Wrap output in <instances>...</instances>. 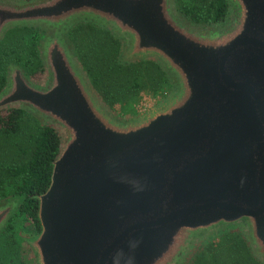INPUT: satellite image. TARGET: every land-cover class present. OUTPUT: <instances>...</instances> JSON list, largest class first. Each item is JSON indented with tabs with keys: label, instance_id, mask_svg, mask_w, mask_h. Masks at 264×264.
Here are the masks:
<instances>
[{
	"label": "water",
	"instance_id": "95a60500",
	"mask_svg": "<svg viewBox=\"0 0 264 264\" xmlns=\"http://www.w3.org/2000/svg\"><path fill=\"white\" fill-rule=\"evenodd\" d=\"M225 2V18L202 27L175 0H0V41L39 32L44 74L9 65L0 112L60 137L26 241L35 264H189L234 226L264 264V0ZM81 22L119 41L122 64L159 65L172 86L159 108L132 119L107 109L68 41ZM24 202H0V234Z\"/></svg>",
	"mask_w": 264,
	"mask_h": 264
},
{
	"label": "trees",
	"instance_id": "16d2710c",
	"mask_svg": "<svg viewBox=\"0 0 264 264\" xmlns=\"http://www.w3.org/2000/svg\"><path fill=\"white\" fill-rule=\"evenodd\" d=\"M178 6L181 12L194 24H216L221 22L228 13V5L225 0H178ZM89 29L92 30L93 28L90 27ZM37 39V32L29 28H15V30L9 32L0 50V90L6 81L4 75L6 60L19 65L24 70L26 69L29 76L34 80L41 79L43 68L37 59ZM109 42L114 53L108 66L100 63L89 65V62L84 61V58L81 60V64L88 74L92 72V68H96L99 76L93 78V84L104 102L111 103L109 89L105 83L107 80L110 84L117 86L118 89L129 90L128 85L130 83L134 88H137L146 80L145 75L155 73L162 81L163 87L169 89L164 72L153 63L145 62L129 66L117 65L115 56L117 55L118 44L112 40H109ZM29 115L18 109L0 112V135H19L23 132L22 123L24 120L28 123L30 131L33 132L29 143L23 142L18 146L19 155H17V158L14 157L16 160L12 164L3 167L2 174L4 176L0 175V185L2 180L9 179L13 183V194L25 198L18 214L28 218L33 225L34 232L37 234L39 232V223L36 217L38 204L35 197L44 193L49 186L52 162L58 154L60 137L52 128L39 125ZM236 237L238 238V236ZM234 243L235 245L230 249L226 248L227 251L225 248L223 250L230 253H247L241 240L234 238ZM234 247L235 249H233ZM211 249L212 247L208 248L207 252H211ZM231 254L233 257L234 254ZM204 256L205 254H202L197 263L201 262ZM210 264L230 263L217 260L216 263L212 261Z\"/></svg>",
	"mask_w": 264,
	"mask_h": 264
},
{
	"label": "rangeland",
	"instance_id": "374dc122",
	"mask_svg": "<svg viewBox=\"0 0 264 264\" xmlns=\"http://www.w3.org/2000/svg\"><path fill=\"white\" fill-rule=\"evenodd\" d=\"M9 1V0H6ZM175 5L177 10L187 19L189 20L180 10L178 6V0H175ZM229 13V11H228ZM227 13V14H228ZM190 21V20H189ZM191 22V21H190ZM192 23V22H191ZM194 24V23H192ZM217 24V23H216ZM202 27H207L213 24H195ZM93 28L90 30L89 28ZM15 29L9 30L4 38L0 41V50L3 47L2 43L7 38L9 32ZM34 30V29H32ZM35 31V30H34ZM37 32V31H36ZM37 59L42 66V62L40 59L39 53V40L40 34L37 32ZM68 41L70 47L74 53V56L82 68L83 72L86 75V78L99 97L100 101L107 107V109L116 117L120 119H132L136 117L143 116L150 112H153L157 108H159L164 101L168 98L172 91V86L165 74V78L168 82L169 89L167 87H163L162 81L157 77V74L151 73L149 75H145L144 83L134 88L132 83L128 85L129 90L118 89L117 86L110 84L109 80L105 81L106 85L109 89L111 103L104 102L96 88L93 84V78L99 76L98 72H96V68H92L91 73H87V70L82 66L81 60L89 62V65L93 64H104L108 66L109 60L113 58L112 46L110 45L109 40L116 42L118 44L117 55L115 56V63L120 66H129L135 65L145 62H150L159 67L158 64L152 61H140L131 64H122L119 60V55L121 51V44L117 41L108 31L97 27L94 24L81 22L73 25L67 34ZM23 48V47H22ZM27 52V51H26ZM1 55V52H0ZM14 64L9 60H6L5 65V80L7 77L8 66ZM19 66V65H17ZM20 67V66H19ZM160 68V67H159ZM21 69L26 73L28 77L29 73ZM161 69V68H160ZM32 80L34 78L30 77ZM44 78V74L42 71L41 79L34 81H41ZM6 83V81H5ZM5 87L1 88V90ZM163 88V89H162ZM0 90V91H1ZM30 116V115H29ZM33 118L39 125L42 126L39 120ZM23 132H21L17 136H4L0 135V175H3V167L12 164L17 158L18 146L24 143H29L31 141L33 132L30 131L29 125L26 120L22 123ZM13 157V158H12ZM2 168V169H1ZM4 176V175H3ZM0 202L13 197L19 196L13 194V183L10 182L9 179L2 180L0 185ZM20 212V211H19ZM17 212L14 217L9 221L8 225L0 234V264H35L32 253L27 246L26 241L32 239L37 234L34 232L33 225L28 220V218L24 215L18 214ZM238 236V238L236 237ZM241 240L243 243L246 252H225L223 248L228 247L229 249L235 245L234 238ZM212 247L211 252H207L208 248ZM235 249V247L233 248ZM227 251V250H226ZM205 254L202 258L201 262L197 263L198 258ZM232 257V258H231ZM217 260L222 262H229L230 264H261L251 253L248 242L244 238L242 232L238 227H228L221 232L210 237L205 243L194 253L191 258L189 264H210V262L214 261L216 263Z\"/></svg>",
	"mask_w": 264,
	"mask_h": 264
},
{
	"label": "clouds",
	"instance_id": "9594fccd",
	"mask_svg": "<svg viewBox=\"0 0 264 264\" xmlns=\"http://www.w3.org/2000/svg\"><path fill=\"white\" fill-rule=\"evenodd\" d=\"M135 246L136 245L134 243L130 245V247H132V248H135ZM129 264H133V258L132 257L129 258Z\"/></svg>",
	"mask_w": 264,
	"mask_h": 264
}]
</instances>
